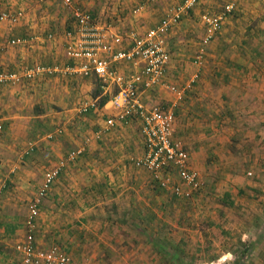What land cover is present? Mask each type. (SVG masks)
I'll list each match as a JSON object with an SVG mask.
<instances>
[{
    "label": "crops",
    "instance_id": "1",
    "mask_svg": "<svg viewBox=\"0 0 264 264\" xmlns=\"http://www.w3.org/2000/svg\"><path fill=\"white\" fill-rule=\"evenodd\" d=\"M72 1L95 22L125 37L120 46L114 45L116 50L129 45L130 34L141 36L158 25L180 2ZM222 1L218 12L220 0H200L196 13L194 8L168 33L164 85L141 94L146 106L175 116L174 138L203 183L192 199L171 196L133 165L132 159L146 151L141 123L130 117L108 127L118 113L110 104L115 85L94 75L58 73L0 85V140L8 136V144L23 147L22 164L12 165V172L20 167L10 181L13 192L0 207V245H13L16 264L21 262L16 246L24 241L29 207L46 174L57 167L58 177L35 219L36 250L56 248L75 264H264V45L254 41L264 31L245 24L244 33L239 21L244 11L245 20L264 19V0ZM231 3L235 8L205 47L198 68L196 45L189 37L200 33L202 41L207 33L202 17L219 15ZM0 11L22 14L16 24L0 23V72L22 74L36 66L72 63L65 56L70 41L66 32H75L76 25L58 0H0ZM243 33L249 39L236 42ZM13 38L26 43L8 45ZM112 68L129 77L140 73L143 63ZM194 73L199 76L194 88L184 90ZM170 87L181 91V97ZM41 89L49 95L37 91ZM92 100L97 107L81 114L80 105ZM231 118L230 126L246 138L233 148L222 136ZM77 149L83 154L68 162V154ZM172 179L181 184L174 172Z\"/></svg>",
    "mask_w": 264,
    "mask_h": 264
},
{
    "label": "built area",
    "instance_id": "2",
    "mask_svg": "<svg viewBox=\"0 0 264 264\" xmlns=\"http://www.w3.org/2000/svg\"><path fill=\"white\" fill-rule=\"evenodd\" d=\"M44 4L48 0H36ZM67 9L76 25V31L66 32L70 39L66 45L65 56L71 60V64L64 66L44 67L36 66L26 70L22 74L0 72V85L15 86L21 80H32L43 73H58L65 76L97 77L104 84H113L115 93L110 99L111 106L118 111L116 119L107 122L108 127H113L115 121H124L135 117L141 123V134L145 145V154L142 157L132 159L135 167L149 173L152 180L163 191H168L177 199L189 200L193 194L203 188L199 172L189 165V155L182 143L174 138L175 116L172 111L164 110L158 106H146L141 99V94L157 86L164 85L170 55L166 51L168 33L180 22L182 17L193 10L200 0H179L180 2L165 16L155 27L146 31L143 35L130 34L129 45L125 49H113L114 45L120 46L125 37L113 32L108 25L103 26L73 5L72 0H58ZM154 3L158 0H149ZM234 4L224 7L221 14L216 16L204 15L202 21L207 27V33L203 37L202 45L206 46L215 34L220 30L223 18L232 12ZM22 14L18 12L10 15L0 11V23L16 24ZM52 37V36H51ZM26 43L25 39L13 38L7 41L8 45L18 46ZM203 48L197 51L196 64L201 65L203 60ZM107 55L101 58V55ZM143 63L140 73L129 77L119 75L112 68L120 63ZM198 74L185 85L184 90L192 89ZM181 97L182 92L175 87L169 88ZM95 100L86 101L79 107L80 113H87L95 109ZM0 124V130H1ZM59 133V131H58ZM49 136L48 139H51ZM99 138V135H96ZM83 149L72 151L67 156L68 162H74L83 154ZM60 167L48 172L43 183L38 188L35 198L29 207V215L26 221V235L24 241L16 246L21 254L20 264H75L72 260L56 248L46 251L36 250L33 242L35 219L38 216L41 201L47 195L53 182L58 177ZM172 172L179 178L181 184H176L172 179Z\"/></svg>",
    "mask_w": 264,
    "mask_h": 264
},
{
    "label": "rangeland",
    "instance_id": "3",
    "mask_svg": "<svg viewBox=\"0 0 264 264\" xmlns=\"http://www.w3.org/2000/svg\"><path fill=\"white\" fill-rule=\"evenodd\" d=\"M225 1H227V0H224V2ZM221 2H223V1L220 0V2H218V4H217V5H219L218 6V9L216 10L218 12H219V10H221L223 8V4L221 5ZM196 11H197V9L195 8L194 9V12L196 13ZM244 12H246V11H244ZM244 12L242 13L241 17L239 18V21L242 22V26H243V31L242 32L245 33L247 31L246 30V26L247 25H249V27H250V25H251V27L253 26L252 28L255 29V32H256V30L257 31H259V30L264 31V29H260V24L264 22V19H260V17H256V18H254V21H253V19L252 20H248V19L245 20L246 13H244ZM199 16H200V14H198V17ZM196 22H197L196 24L199 25V22L198 21H196ZM245 24H247V25L245 26ZM244 33L238 35V39L235 38V41L236 42L237 41H242V40H244V38L249 39V37L248 36H245ZM259 33H261V34H259ZM259 33H258L259 36L256 37V39H254V41L257 42L259 44V46H263L264 45V32H259ZM199 34L200 33H198L197 35H193V36L189 37L190 39L193 38V43L194 44H192V45H196L195 46V49L193 50V54L194 53L197 54V51L200 50L201 48L204 49L203 50V52H204L205 51V47L210 43L209 42L206 46H203L202 45V41L199 38ZM190 39H187V40H190ZM199 39L201 41L200 45H198ZM220 40H221V37H219V41ZM197 45H198V47H197ZM246 45H249V47L251 46V44L249 42H247ZM241 56H243L244 59L247 60V58L242 53L239 54V57H241ZM196 66L198 68L201 67V65H197V64H196ZM196 74H198V73H196ZM196 74L194 73V75H196ZM194 75L192 77H194ZM192 77L190 79H192ZM198 78H199V76H198ZM190 79H189V81H190ZM196 80L198 81V79H196ZM195 83L196 82H194V84L192 86V89L194 88ZM36 88H38V87L36 86ZM55 88H58V87L56 86ZM69 89H70V87H69ZM37 91L40 92V93H42L43 91H46L48 93V89H45V90L44 89H41V90H37ZM56 92L57 91H55V93ZM48 95H49V93H48ZM34 100H38V99L37 98H34ZM243 116H244V118L241 117L242 119H247L246 115H243ZM232 119H234V118H231L229 121L227 120L226 122H228V123H226V124L223 125L226 129H224V132H222V136L225 137L224 138V141L229 145V147H232L233 148L234 145H235V142H238V141L240 142L241 140H245L246 138L244 136V133L241 132L240 129L238 130V128L236 126H233V127L230 126V123H231V120ZM14 134H16V133H14ZM7 138H8V136H5L4 139H1L0 140V207L5 204V203L1 202V200L2 199H6V197H8L9 194L13 192V189L11 187V184H10L11 182L10 181H12L13 175L16 176L18 174L20 167H17L16 166V170L14 172H12V168H13L12 165H17V164L21 163L20 162V159L22 158L21 152H22V149H23V147H21L20 145H18V146H11L10 144H8L6 142V139ZM226 139H228L229 141L226 140ZM230 143H232V144H230ZM14 154H18L20 157L18 155L14 157ZM3 185L5 186L4 188H3ZM212 200H214V197H212ZM220 201H223L225 203L226 202V199H222V200L220 199ZM216 202H218V199H217ZM0 212H1V210H0ZM4 213H6V212H4ZM163 229H166V227L163 228ZM164 233H165V231L162 232L161 234H164ZM5 247L6 248H4L3 245H0V264H16L17 263V260H18V257H17V254L15 252V249H14L13 245L12 246L7 245ZM160 260H162V259H160ZM163 261H165V260H163ZM196 262L194 263L192 261L191 264H196ZM164 264H166V262H164ZM204 264H218V263L216 261V262H208V263H204Z\"/></svg>",
    "mask_w": 264,
    "mask_h": 264
}]
</instances>
